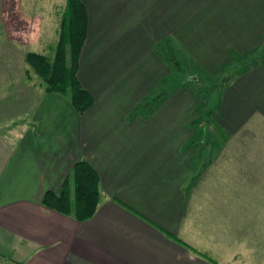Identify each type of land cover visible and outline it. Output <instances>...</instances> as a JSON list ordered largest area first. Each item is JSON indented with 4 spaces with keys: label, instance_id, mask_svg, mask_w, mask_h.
I'll use <instances>...</instances> for the list:
<instances>
[{
    "label": "crops",
    "instance_id": "0c3cea01",
    "mask_svg": "<svg viewBox=\"0 0 264 264\" xmlns=\"http://www.w3.org/2000/svg\"><path fill=\"white\" fill-rule=\"evenodd\" d=\"M80 1L87 28L76 75L93 103L78 113L66 94L40 90L25 125L0 131V257L264 264V59L222 83L205 143L192 141L203 123L192 122L197 95L185 83L137 108L169 73L159 45L175 37L199 71H227L264 42V0ZM78 159L100 188L82 220L41 203Z\"/></svg>",
    "mask_w": 264,
    "mask_h": 264
},
{
    "label": "rangeland",
    "instance_id": "374dc122",
    "mask_svg": "<svg viewBox=\"0 0 264 264\" xmlns=\"http://www.w3.org/2000/svg\"><path fill=\"white\" fill-rule=\"evenodd\" d=\"M65 2L66 0H21L18 3L10 0L0 3V131L7 132V135L15 128L14 126L25 125V119L30 117L29 110L33 107L36 94L43 90L41 78L24 62V53L33 50L50 57L53 55ZM18 12L20 15H13ZM176 41L178 40L175 37H171L169 49H166L165 44L158 47L161 49L158 54L169 73H165L159 84L147 94L148 105L139 107L144 112L156 104L158 100L154 97L162 98L170 91L176 90L179 83H185L184 86L191 88L193 94L197 95L194 119L201 118L199 124L206 118L213 120L220 101V89L224 85L221 81L224 77H232L238 70L242 72L243 67L247 68L264 59L263 42L246 56L235 58L239 60L233 61L227 71L206 75L194 64L197 61L193 58V52ZM194 77L196 79H193ZM14 88L20 90L10 96L9 93L16 90ZM191 97L193 98V95ZM200 137L202 133L192 137V141H200ZM0 264L12 263L7 258L0 257Z\"/></svg>",
    "mask_w": 264,
    "mask_h": 264
},
{
    "label": "trees",
    "instance_id": "16d2710c",
    "mask_svg": "<svg viewBox=\"0 0 264 264\" xmlns=\"http://www.w3.org/2000/svg\"><path fill=\"white\" fill-rule=\"evenodd\" d=\"M61 17L53 55L50 57L42 52L29 50L24 53V60L41 78L45 92L66 94L72 107L78 113H83L93 103L91 93L82 87L76 75L78 57L86 36L85 6L80 0H66L65 11ZM230 78L224 77L221 84ZM148 98L146 97L137 108L148 105ZM154 98L159 99V97ZM200 120L201 118L192 122L198 124ZM211 121L206 118L203 122L210 124ZM199 131L200 134L203 132L202 126ZM99 196L98 173L86 160L78 159L73 163L70 173L67 174L60 188L57 191L46 190L41 203L77 220H82L94 213Z\"/></svg>",
    "mask_w": 264,
    "mask_h": 264
},
{
    "label": "water",
    "instance_id": "95a60500",
    "mask_svg": "<svg viewBox=\"0 0 264 264\" xmlns=\"http://www.w3.org/2000/svg\"><path fill=\"white\" fill-rule=\"evenodd\" d=\"M193 79H196L195 77ZM210 138V130H209V123L204 122L203 123V134L201 137V141L205 143Z\"/></svg>",
    "mask_w": 264,
    "mask_h": 264
}]
</instances>
